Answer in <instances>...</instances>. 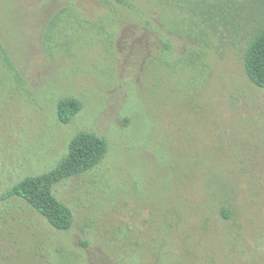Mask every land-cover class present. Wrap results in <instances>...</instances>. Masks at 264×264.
Returning a JSON list of instances; mask_svg holds the SVG:
<instances>
[{
    "label": "rangeland",
    "instance_id": "rangeland-1",
    "mask_svg": "<svg viewBox=\"0 0 264 264\" xmlns=\"http://www.w3.org/2000/svg\"><path fill=\"white\" fill-rule=\"evenodd\" d=\"M262 29L264 0H0V264H264ZM80 131L107 151L58 230L3 195Z\"/></svg>",
    "mask_w": 264,
    "mask_h": 264
},
{
    "label": "trees",
    "instance_id": "trees-1",
    "mask_svg": "<svg viewBox=\"0 0 264 264\" xmlns=\"http://www.w3.org/2000/svg\"><path fill=\"white\" fill-rule=\"evenodd\" d=\"M244 69L248 78L264 88V29L250 41L244 55ZM81 104L74 98L57 102V118L68 123L80 110ZM107 151L106 140L93 132L80 131L70 140L66 155L50 171L23 177L3 196L17 195L37 209L58 230H66L72 224L70 209L53 194V185L65 178L93 168Z\"/></svg>",
    "mask_w": 264,
    "mask_h": 264
}]
</instances>
